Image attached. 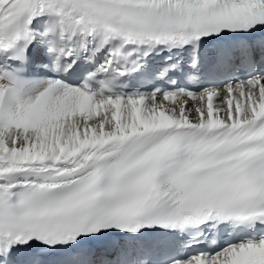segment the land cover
I'll use <instances>...</instances> for the list:
<instances>
[{
	"label": "snow or ice",
	"instance_id": "6c2138e0",
	"mask_svg": "<svg viewBox=\"0 0 264 264\" xmlns=\"http://www.w3.org/2000/svg\"><path fill=\"white\" fill-rule=\"evenodd\" d=\"M0 264H264V0H0Z\"/></svg>",
	"mask_w": 264,
	"mask_h": 264
}]
</instances>
